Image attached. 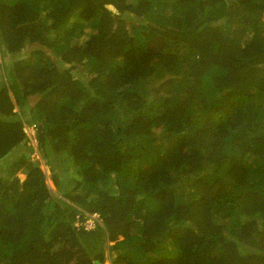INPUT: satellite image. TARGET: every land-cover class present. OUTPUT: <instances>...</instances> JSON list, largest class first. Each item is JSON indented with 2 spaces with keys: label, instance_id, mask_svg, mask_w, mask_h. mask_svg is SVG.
Returning a JSON list of instances; mask_svg holds the SVG:
<instances>
[{
  "label": "trees",
  "instance_id": "trees-1",
  "mask_svg": "<svg viewBox=\"0 0 264 264\" xmlns=\"http://www.w3.org/2000/svg\"><path fill=\"white\" fill-rule=\"evenodd\" d=\"M6 56L0 264H264V0H0Z\"/></svg>",
  "mask_w": 264,
  "mask_h": 264
},
{
  "label": "rangeland",
  "instance_id": "rangeland-1",
  "mask_svg": "<svg viewBox=\"0 0 264 264\" xmlns=\"http://www.w3.org/2000/svg\"><path fill=\"white\" fill-rule=\"evenodd\" d=\"M169 1H173L175 2L176 0H169ZM132 18V19H131ZM126 19L129 20H134V17L133 15L131 14H127L126 16ZM139 22V21H137ZM128 23V22H127ZM27 52V53H26ZM17 57H25V56H28V51H27V48L25 49H22V51L19 52L18 55H16ZM8 56L6 57H3V58H0V62H5L6 59H7ZM17 57H13V60L14 59H17ZM61 65H59L60 68H65V65L63 63H61L60 61H58ZM27 117V116H26ZM22 149H18V150H24L25 153H27L28 157L30 158L31 161H37L38 162V165H39V168L44 172L45 174V178H46V184L47 186L52 190L54 191L55 193L59 194L57 192V189L54 182L52 181V177H51V171H50V166L47 165V161L50 159L49 157H44L43 155H41V153H39L38 149H37V140L36 142L35 141H30L29 143H26V145H23L21 147ZM29 149H32V151H30ZM21 151V152H22ZM12 161V155L8 156L7 158H5V161H4V164L6 163H10ZM54 165L55 166H58L57 168L59 169V171H61L63 174V183L67 184V185H70V178L72 177H75V172H73V170L68 166V163H67V160H54ZM59 163V165H58ZM6 169L7 167H3V168H0V177L1 178H4L6 177ZM17 177L19 178L20 181H23L24 178H25V171L24 170H20L18 173H17ZM60 196V195H59ZM91 220V219H90ZM90 223V221H88ZM87 226H90V224H87ZM120 238V237H119ZM111 244V243H109ZM93 264H96V263H93ZM103 264H111L109 260H106Z\"/></svg>",
  "mask_w": 264,
  "mask_h": 264
},
{
  "label": "clouds",
  "instance_id": "clouds-1",
  "mask_svg": "<svg viewBox=\"0 0 264 264\" xmlns=\"http://www.w3.org/2000/svg\"><path fill=\"white\" fill-rule=\"evenodd\" d=\"M10 94H11V92H10ZM14 111L17 113L18 112L17 108H15ZM22 117L23 118H26L25 116H22ZM37 126L38 125L36 123H34V122H32V123H26V124L23 125L22 131L26 135L27 143H29L30 141H32V142L35 141L36 142V140H37V137H36V129H37ZM45 181H46V179H45ZM93 216H96L97 217V214H92L87 219V220H90V219L93 220L92 223L87 222V220L84 222L85 223V227L88 228V229L94 227V219L92 218ZM87 224H90V226H87Z\"/></svg>",
  "mask_w": 264,
  "mask_h": 264
},
{
  "label": "built area",
  "instance_id": "built-area-1",
  "mask_svg": "<svg viewBox=\"0 0 264 264\" xmlns=\"http://www.w3.org/2000/svg\"><path fill=\"white\" fill-rule=\"evenodd\" d=\"M92 218L95 220L96 216H93ZM88 221H90V223L93 222V220H87V222H88Z\"/></svg>",
  "mask_w": 264,
  "mask_h": 264
}]
</instances>
